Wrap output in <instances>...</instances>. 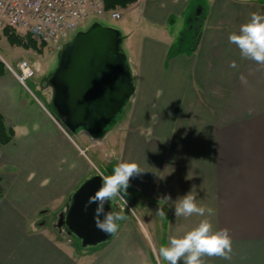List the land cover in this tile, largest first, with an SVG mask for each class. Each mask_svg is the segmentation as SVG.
<instances>
[{
    "label": "crops",
    "instance_id": "crops-1",
    "mask_svg": "<svg viewBox=\"0 0 264 264\" xmlns=\"http://www.w3.org/2000/svg\"><path fill=\"white\" fill-rule=\"evenodd\" d=\"M205 3L197 5L206 13L201 27L191 26L199 28L194 50L179 47L171 24L194 12L193 0H137L122 9L120 30L129 39L133 23L140 38L123 48L134 93L110 131L114 167L134 161L145 171L121 195L144 209L159 248L201 219L175 217L162 198L175 201L195 185L198 201L215 210L214 226L233 240L231 260L205 257L206 264H264V66L242 59L228 40L251 13L264 14V2ZM47 104L12 72L0 76V115L14 132L0 146V264H156L155 245L134 226L139 216L117 202L126 219L100 248L83 249L58 227L69 195L102 156L87 130L66 133Z\"/></svg>",
    "mask_w": 264,
    "mask_h": 264
},
{
    "label": "water",
    "instance_id": "water-1",
    "mask_svg": "<svg viewBox=\"0 0 264 264\" xmlns=\"http://www.w3.org/2000/svg\"><path fill=\"white\" fill-rule=\"evenodd\" d=\"M122 38L120 30L95 23L90 29L79 31L61 50L60 65L49 84L54 90L52 107L69 134L82 128L92 135L102 133L133 95L134 83ZM101 182L98 173L86 178L69 195L58 218V227L74 235L85 248L111 240L116 232L109 234L96 227L95 203L85 210ZM108 210L120 211L114 200L110 206L105 205Z\"/></svg>",
    "mask_w": 264,
    "mask_h": 264
},
{
    "label": "clouds",
    "instance_id": "clouds-1",
    "mask_svg": "<svg viewBox=\"0 0 264 264\" xmlns=\"http://www.w3.org/2000/svg\"><path fill=\"white\" fill-rule=\"evenodd\" d=\"M231 44H234L240 51L242 59L254 61L264 66V14L253 12L249 20L242 24L238 32L231 33L228 37ZM231 68H237L235 61L229 63ZM243 79V77H242ZM145 172L136 162L118 163L111 175H104L97 170L101 177V186L94 195L90 196L88 205L95 203L94 220L96 227L105 233H114L118 228V221L126 219L123 211H105V205L110 206L114 198L127 200L121 195V192L127 194L130 186V180ZM189 175L186 179H191ZM202 185V184H201ZM198 193L196 186L183 196L177 197L175 201L170 195H165L162 200L171 201L174 208L175 217L185 219L193 216L201 217L199 222L191 229L182 234L174 233L169 235L166 246L158 249L156 264H206L205 257H219L225 260H231L232 236L227 228L217 229L212 221L215 210L197 199ZM159 216H166L167 213L163 207L156 211ZM142 264H149L148 260H143Z\"/></svg>",
    "mask_w": 264,
    "mask_h": 264
},
{
    "label": "rangeland",
    "instance_id": "rangeland-1",
    "mask_svg": "<svg viewBox=\"0 0 264 264\" xmlns=\"http://www.w3.org/2000/svg\"><path fill=\"white\" fill-rule=\"evenodd\" d=\"M199 3H201L203 6H206L205 0H193V6L195 7V10L192 14L184 15L183 17L179 18L175 22L171 21L172 23L176 24V31L178 32L176 34V40L179 44L180 48L183 49H191L193 45L196 42L197 36L195 35L197 32L196 29H192V25L195 24L197 25L196 16H197V11L199 6ZM196 5V6H195ZM121 14L123 15V18L120 19H113L110 15V13H105L104 15L97 17V18H92L84 22L83 25L80 26L79 31H86L90 29L95 23H99L102 26L114 28L120 30L121 26L124 25V11H122V8H119ZM129 26V25H128ZM130 29L131 31H134V34L128 39L127 36L125 35L124 32L121 33L123 35V42H122V47L125 49V51L128 53L130 51L131 43L134 44V46L137 45V42L139 41L140 38V32L139 30L136 29V26L131 23L130 24ZM197 27V26H196ZM21 36H25V34H20ZM73 41V40H72ZM71 41V42H72ZM132 41V42H131ZM43 46L42 51L35 50L33 48L27 49L22 46H17V45H12L6 35L4 33L0 34V59H6L13 67H16V61H20L23 57H26L30 62H33V65H36L37 63V69L35 72V75L29 78L26 82L27 87L33 91L37 96H39L46 104L47 101L43 98L41 95V92H44L48 100L50 101L49 107L51 109L52 107V98L54 94L53 87L51 84H49V80L51 75L58 69L60 65V57H61V52L62 51H51L47 47L46 44L41 45ZM8 69V67H7ZM8 71H10L8 69ZM28 90V89H27ZM53 108V107H52ZM121 115H119L120 117ZM118 117V118H119ZM117 118V119H118ZM117 119H113L112 122L108 125V127L100 134L98 135H92L86 128H82L88 131V133L94 138L93 143L96 145L94 146V150L97 151V153L102 156V162H98L95 164L96 166L93 167V172L97 173V170L99 169L100 172L104 173V175H111L112 170L114 167V156H115V151H114V137H113V131H114V124L116 123ZM112 131V132H110ZM112 133V134H111ZM74 137L75 134L73 133ZM97 142L99 144H97ZM123 193V191L121 192ZM125 197V196H124ZM125 200L127 199L126 197L124 198ZM114 202H117L121 204L122 206L126 208L127 211L130 213L132 212L133 215H138L139 219L135 217L134 221V226H137L139 231L147 232L146 236L149 240V242H152V245H155V249L157 252V257H158V244H156L153 241V233H152V225H148L147 222H144V219H146L147 214L144 211V209L140 208L138 205L134 204H125L124 200H121L119 198H114ZM133 205V209H132ZM137 206V207H136ZM131 207V209H130ZM135 211V212H134ZM131 213V215H132ZM126 217V215H125ZM146 221V220H145ZM81 246V244L79 243ZM103 246V243L94 246L92 248H100ZM81 248L85 249V247Z\"/></svg>",
    "mask_w": 264,
    "mask_h": 264
},
{
    "label": "built area",
    "instance_id": "built-area-1",
    "mask_svg": "<svg viewBox=\"0 0 264 264\" xmlns=\"http://www.w3.org/2000/svg\"><path fill=\"white\" fill-rule=\"evenodd\" d=\"M110 13L120 19L119 10L108 11L104 0H0V34L6 27L28 33L49 50L59 51L78 32L85 21ZM19 82L28 90L27 80L37 65L23 58L16 67L6 62Z\"/></svg>",
    "mask_w": 264,
    "mask_h": 264
},
{
    "label": "trees",
    "instance_id": "trees-1",
    "mask_svg": "<svg viewBox=\"0 0 264 264\" xmlns=\"http://www.w3.org/2000/svg\"><path fill=\"white\" fill-rule=\"evenodd\" d=\"M137 0H104V4H105V8L107 10H114V9H118V8H127L128 6H130L131 4L135 3ZM264 2V0H262ZM203 11L201 12L200 15L196 16V21L199 24L198 27H201V24L203 23L204 19H205V10L202 9ZM4 34L6 35L8 41L12 44V45H17V46H22L24 48L30 49L33 48L35 50H39L42 51L43 46H41V44H39V42L37 40H35L30 34H25V36H21L18 32H16L15 30L6 27L4 29ZM198 42V38L197 41L195 42L194 46L191 48L192 50L195 49L196 45ZM43 45V44H42ZM6 71H8L5 63L0 60V76L3 75ZM51 111L54 114L55 110L51 107ZM14 136V132L13 129L8 127L5 124V121L3 119V117L0 115V146L9 143L12 138ZM2 195V191L0 190V197Z\"/></svg>",
    "mask_w": 264,
    "mask_h": 264
}]
</instances>
